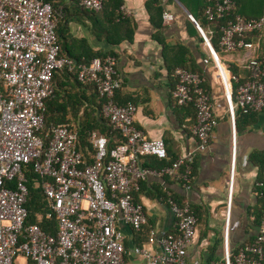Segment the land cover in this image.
Wrapping results in <instances>:
<instances>
[{
  "label": "built area",
  "instance_id": "obj_1",
  "mask_svg": "<svg viewBox=\"0 0 264 264\" xmlns=\"http://www.w3.org/2000/svg\"><path fill=\"white\" fill-rule=\"evenodd\" d=\"M107 1L80 0V4L98 12ZM209 1L205 9L209 20L237 7L235 0ZM121 11L122 16L130 14L123 4ZM61 17L62 12L49 0H0V264H17L19 256L33 264H127L125 237L118 222L123 220L137 230L148 223L144 205L135 200L134 192L150 175H169L189 183L193 155L208 147L218 119L200 75L177 67L173 95L179 105L193 103L196 108L193 131L197 146L161 169L144 166L146 155L168 158L165 140L150 138L135 125L136 104L116 101L122 81L117 75L115 55L78 62L60 54L57 27ZM164 17L168 21L174 18L169 12ZM190 17L199 27L218 70L235 137L237 109L248 112L264 108V60L255 57L249 61L250 76L234 94L232 82L239 81V76L219 55V60L214 56L210 38ZM263 27L264 16L236 14L223 27L222 49L233 52L253 47L244 34ZM209 61L205 59V63ZM65 66L77 68L80 81L96 85L103 100L102 115L124 138L109 150L107 136L93 131L90 139L94 160L90 163L84 161L72 125L52 124L44 132L46 101L54 93V72ZM29 163L40 175L51 213L57 218L56 234L27 222ZM260 186L264 190V182ZM167 201L176 217L177 232H163L157 238L156 231H151L149 242L158 240L163 251L136 248L147 258V264H185L188 247L197 237L198 218L190 204H180L170 194ZM231 203L230 194L228 208ZM226 221L229 226V212ZM224 257L222 264H234L227 242ZM235 264H264V216L256 239L238 249Z\"/></svg>",
  "mask_w": 264,
  "mask_h": 264
},
{
  "label": "crops",
  "instance_id": "obj_2",
  "mask_svg": "<svg viewBox=\"0 0 264 264\" xmlns=\"http://www.w3.org/2000/svg\"><path fill=\"white\" fill-rule=\"evenodd\" d=\"M51 1L66 12L61 21L63 54L75 60L115 55L117 75L122 81L118 99L137 105L135 125L150 138L164 139L169 159L197 146L193 131L196 115L191 107L176 102L174 71L186 66L204 74L203 82L210 92L218 124L212 131L208 147L193 155L194 173L189 183L184 184L169 175L148 176L136 191L148 223L138 231L120 220L118 228L125 237L126 263L147 264V258L136 248L161 253L163 246L158 240L149 242L151 231L155 230L159 238L163 232L177 228L175 214L168 201L161 197L167 192L201 212L197 237L188 247L185 264H221L226 242L229 251L235 253L260 230L256 218L264 209L260 192L264 182V108L249 115L239 114L234 137L218 71L208 45L200 38L203 35L199 27L190 17L192 15L206 33L200 23L204 2L108 0L100 11L91 12L81 9L80 0ZM122 4L129 15L120 14L123 13ZM242 4L248 5L246 15L264 16V0H243ZM165 12L172 13L174 18L166 20ZM208 29L212 30L210 25ZM248 41L254 46L233 52L221 48L222 61L233 65L234 71L244 80L250 76L249 61L255 57L264 59V27L257 37ZM207 58L210 61L205 63ZM73 91L83 94L85 107H96L95 97L91 96L95 93L93 88L78 86ZM98 113L101 115L100 110ZM67 117L73 123L72 115ZM151 159L153 157L145 162L159 165ZM230 194L232 203L228 208Z\"/></svg>",
  "mask_w": 264,
  "mask_h": 264
},
{
  "label": "trees",
  "instance_id": "obj_3",
  "mask_svg": "<svg viewBox=\"0 0 264 264\" xmlns=\"http://www.w3.org/2000/svg\"><path fill=\"white\" fill-rule=\"evenodd\" d=\"M202 1L204 3L201 6V10L203 11L204 16H203V20H200V23H201V26L205 29L206 34L210 38L212 45L214 46L215 50L217 51L218 55L221 58L222 46L220 44V40L223 35V27L227 24L228 20L233 18L236 14H241L245 17H259V16L246 15L247 14L246 7L248 9V5L242 4L243 0H235L237 2V7L233 12L223 17H220L218 19L209 20L205 14V9L210 4V1L209 0H202ZM80 6L82 10L90 11V10L85 9L81 4ZM54 7L56 10L62 12V17L60 18V22L57 27V33H58V39H59V44H60V54L64 55L62 52V41H61V25H62L61 21H63L66 12L64 8L62 9L61 7H57L55 4H54ZM261 16L262 15H260V17ZM208 25L211 26L212 30L208 31L209 30ZM258 33L259 31L247 32L244 34V38L246 40H251L252 38L257 37ZM200 38L202 41H204V38L202 36ZM106 56L107 55L100 56V57L105 58ZM84 59L89 61L90 59H92V57L91 58L85 57ZM81 60L82 59H77L78 62ZM261 60H264V59H261ZM225 64L234 71L233 65L227 64V63ZM181 67L187 68L186 66H181ZM190 70L197 72L200 75L201 80H202V86H204L206 90L208 91L207 84L203 82L204 74L201 73L200 70H194V69H190ZM71 78H73V81H71ZM74 81L75 83H73ZM244 81H245L244 79L240 78L239 81L232 82V90L234 94L236 93L238 86L241 85ZM53 85H54V93L46 101V107H47L46 108V119H45L46 126H45L44 132H47L49 127L52 124L69 123L70 125H72L76 130L78 148L83 153L84 161L86 163H90L94 160V151H93V146H92L91 139H90V135L93 131H97L107 136L109 150L114 149L118 144H120L124 140L121 133L112 128L108 119L105 118L102 115V113L101 115H99L98 111L100 110L101 112L103 100L99 95L97 87L95 84L80 81L78 79V69L77 68L70 69L68 66H65L61 69L56 70L54 72ZM78 86H87L95 90L94 91L95 93L92 94L91 96L95 97L94 105H96V107H85L84 106L83 94H80L78 91L76 92L73 91V89H77ZM119 89H117L116 91V101L120 104H123V102H121L117 97ZM97 97L99 98L98 102H97ZM186 106L191 107L194 110L195 115H196V108L193 103H190ZM254 112L256 111L250 110L248 112H245L243 109L238 108L236 111V117H235L236 124L239 125V114L249 115ZM68 114L72 115L73 123L71 122V119L67 117ZM82 116L85 118H82ZM48 139L49 137L46 138V145H47ZM151 157H153V159L151 160L159 162L158 166H152L145 162L147 158H151ZM174 159L175 158L169 159V155H168V158H158L157 156H154V155H146L143 157V165L146 167L161 169L171 164ZM193 173H194V170L192 168L191 176L193 175ZM26 174H27V186L29 190L28 200L26 203V206L28 209L27 222L36 223L40 225L41 228L44 229L46 232L56 234L58 230L57 218L53 212L51 213L50 203L47 197L45 196V193L41 186L42 179L40 175L36 173V171L34 170V166L32 163L28 164ZM141 185H142V181L140 183V189H141ZM260 192L263 194L262 197L264 198V190L260 189ZM168 196H169V193L167 192L161 195V197H163L166 200ZM171 196L180 204L187 203L186 201L179 200L174 195H171ZM134 197H135V200L138 201L136 197V191L134 192ZM190 206H191L192 212L197 216L198 224H199V220L201 218V212L196 207L192 205ZM50 213H51V216H48V214ZM263 216H264V209L260 211L259 215H257L256 220L258 223L261 224ZM141 229H139L138 231H141ZM172 232H177V229H175ZM255 239H256V236L241 246H246L252 243ZM237 254H238V250L235 253H231V260L234 262V264H235V258ZM224 262H225V257L223 261L221 262V264Z\"/></svg>",
  "mask_w": 264,
  "mask_h": 264
},
{
  "label": "rangeland",
  "instance_id": "obj_4",
  "mask_svg": "<svg viewBox=\"0 0 264 264\" xmlns=\"http://www.w3.org/2000/svg\"><path fill=\"white\" fill-rule=\"evenodd\" d=\"M210 53V52H209ZM17 264H33V263H31V262H29V261H27V259L24 257H18L17 258Z\"/></svg>",
  "mask_w": 264,
  "mask_h": 264
},
{
  "label": "water",
  "instance_id": "obj_5",
  "mask_svg": "<svg viewBox=\"0 0 264 264\" xmlns=\"http://www.w3.org/2000/svg\"><path fill=\"white\" fill-rule=\"evenodd\" d=\"M210 48L213 51V53L216 54V50H215V48H214V46L212 44H210Z\"/></svg>",
  "mask_w": 264,
  "mask_h": 264
},
{
  "label": "bare ground",
  "instance_id": "obj_6",
  "mask_svg": "<svg viewBox=\"0 0 264 264\" xmlns=\"http://www.w3.org/2000/svg\"><path fill=\"white\" fill-rule=\"evenodd\" d=\"M214 56H215V57L217 56V58H218V60H219V56H218L217 52H216V55L214 54ZM217 71H218V70H217Z\"/></svg>",
  "mask_w": 264,
  "mask_h": 264
},
{
  "label": "clouds",
  "instance_id": "obj_7",
  "mask_svg": "<svg viewBox=\"0 0 264 264\" xmlns=\"http://www.w3.org/2000/svg\"><path fill=\"white\" fill-rule=\"evenodd\" d=\"M217 52V51H216Z\"/></svg>",
  "mask_w": 264,
  "mask_h": 264
}]
</instances>
